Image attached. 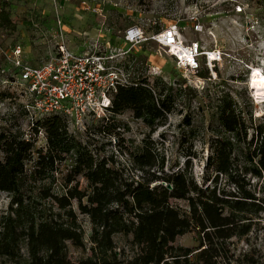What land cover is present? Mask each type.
Returning a JSON list of instances; mask_svg holds the SVG:
<instances>
[{"label": "trees", "instance_id": "trees-1", "mask_svg": "<svg viewBox=\"0 0 264 264\" xmlns=\"http://www.w3.org/2000/svg\"><path fill=\"white\" fill-rule=\"evenodd\" d=\"M1 18L10 22L6 13ZM146 82L139 77L117 90L110 115L100 120L104 132L116 129L114 119L125 111L149 127L173 112V95L165 94L162 80L151 87ZM213 120L231 136L215 135L200 182L188 166L166 172L164 160L148 145L129 153L141 172L129 174L113 156L99 155L93 143L70 132L60 114L31 126L35 135L45 134V148L20 127L1 128L0 192L11 201L0 214V257L16 264H264L258 249L236 254L233 248V239L249 235L264 212V198L246 180L251 175L264 182V127L257 126L249 139L244 110L228 95ZM80 214L92 225L91 254L73 260L69 244L88 248ZM194 231L197 246L176 244ZM118 235L128 238L127 246L118 247Z\"/></svg>", "mask_w": 264, "mask_h": 264}, {"label": "rangeland", "instance_id": "rangeland-1", "mask_svg": "<svg viewBox=\"0 0 264 264\" xmlns=\"http://www.w3.org/2000/svg\"><path fill=\"white\" fill-rule=\"evenodd\" d=\"M2 13L8 14L10 22L1 18ZM197 24L200 31L194 28ZM133 25L142 26L149 37L176 25L185 42L199 41L204 49H220L226 55L215 65V74L204 63L197 74L203 80L198 81L178 70L173 59L152 39L130 48L124 35ZM59 42L80 53L103 54L115 48H130L136 52L126 62L131 77L145 78L151 86L161 79L165 94L173 95V112L154 127L147 126L132 111L116 116L113 124L119 129L109 127L106 132L99 127L101 119H91L80 128L69 123L71 132L93 143L99 155L113 156L117 166H124L136 177L141 172L133 168L129 153L148 145L160 162L164 160L166 172L182 171L188 166L190 175L200 182L206 174L215 135L231 136L213 120L223 96L228 95L243 108L251 126L249 139L257 126L264 127V91L249 86L256 69L264 73V0H0V129L20 127L27 137L32 134L37 139L38 148L46 147V137L44 133H33L24 113L25 98L14 84L13 75L17 73L13 51L21 46L24 62L39 64L51 56ZM246 180L259 198H264V182L251 175ZM221 183L233 191V184L226 179L221 178ZM80 184L85 188L87 182L82 180ZM10 201L9 193L0 192V214L8 210ZM75 209L78 211L77 203ZM80 219L88 248L69 244L73 260L91 254L92 225L87 216L80 214ZM197 237L195 231L189 232L177 238L176 244L194 247L198 245ZM115 239L118 247L128 244L123 236ZM233 248L236 254L256 248L264 256V212L254 219L249 235L233 239ZM0 264L16 263L0 257Z\"/></svg>", "mask_w": 264, "mask_h": 264}, {"label": "built area", "instance_id": "built-area-1", "mask_svg": "<svg viewBox=\"0 0 264 264\" xmlns=\"http://www.w3.org/2000/svg\"><path fill=\"white\" fill-rule=\"evenodd\" d=\"M194 28L201 30L199 24ZM149 39L173 59L178 70L192 78L197 77L204 63L215 74V65L226 55L220 49H204L199 41L185 42L176 25L150 37L142 26L133 25L124 35V41L132 49ZM130 48H115L103 54L80 53L59 42L49 58L39 64H29L24 62L21 46H17L13 51L17 73L13 75L16 77L14 84L25 98L23 107L31 126L38 119L52 114L62 115L68 126L71 123L75 128L91 119L110 115L117 90L139 78L131 77L127 69L126 62L136 56ZM196 80L202 81L203 78L197 77Z\"/></svg>", "mask_w": 264, "mask_h": 264}, {"label": "bare ground", "instance_id": "bare-ground-1", "mask_svg": "<svg viewBox=\"0 0 264 264\" xmlns=\"http://www.w3.org/2000/svg\"><path fill=\"white\" fill-rule=\"evenodd\" d=\"M249 83L250 88L264 91V73L256 69Z\"/></svg>", "mask_w": 264, "mask_h": 264}]
</instances>
